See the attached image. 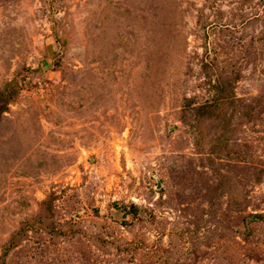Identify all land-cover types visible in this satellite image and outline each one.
Segmentation results:
<instances>
[{"label": "rangeland", "instance_id": "rangeland-1", "mask_svg": "<svg viewBox=\"0 0 264 264\" xmlns=\"http://www.w3.org/2000/svg\"><path fill=\"white\" fill-rule=\"evenodd\" d=\"M0 264H264V0H0Z\"/></svg>", "mask_w": 264, "mask_h": 264}, {"label": "trees", "instance_id": "trees-1", "mask_svg": "<svg viewBox=\"0 0 264 264\" xmlns=\"http://www.w3.org/2000/svg\"><path fill=\"white\" fill-rule=\"evenodd\" d=\"M256 218H260V217H256Z\"/></svg>", "mask_w": 264, "mask_h": 264}]
</instances>
